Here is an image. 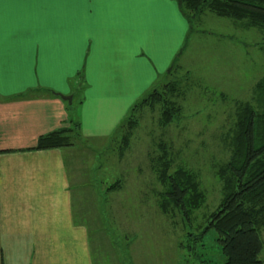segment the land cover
<instances>
[{
    "label": "crops",
    "instance_id": "crops-1",
    "mask_svg": "<svg viewBox=\"0 0 264 264\" xmlns=\"http://www.w3.org/2000/svg\"><path fill=\"white\" fill-rule=\"evenodd\" d=\"M188 29L177 0H0V264H96L70 147L33 146L72 124L63 94L83 135L111 134Z\"/></svg>",
    "mask_w": 264,
    "mask_h": 264
},
{
    "label": "rangeland",
    "instance_id": "rangeland-1",
    "mask_svg": "<svg viewBox=\"0 0 264 264\" xmlns=\"http://www.w3.org/2000/svg\"><path fill=\"white\" fill-rule=\"evenodd\" d=\"M193 26L172 73L169 66L140 97L178 78L180 119L164 124L160 105L144 106L134 115L129 145L122 144L125 124L108 135L76 138L66 151L76 219L88 225L96 264L225 263L215 229L198 241L188 232L205 228L224 195L218 168L230 157L237 114L246 101L264 102L256 87L264 77L262 34L210 8L194 16ZM179 164L198 174L206 195L189 220L160 201L167 188L161 172ZM260 256L264 264V246Z\"/></svg>",
    "mask_w": 264,
    "mask_h": 264
},
{
    "label": "trees",
    "instance_id": "trees-1",
    "mask_svg": "<svg viewBox=\"0 0 264 264\" xmlns=\"http://www.w3.org/2000/svg\"><path fill=\"white\" fill-rule=\"evenodd\" d=\"M177 1L180 11L189 22L183 46L189 31L194 27V16L210 8L220 15L232 17L235 22L245 23L246 27H258L262 34L261 48L264 50V0ZM180 54L181 51L172 60L169 74L174 70ZM172 80L155 85L132 105L118 124L121 127L128 124L125 133L122 134L123 145H129L131 128L137 123L134 115L144 106L149 105L155 109L160 105L161 121L164 124L182 117L183 107L176 98L184 92L180 89V80L178 78ZM256 87L260 92V100L264 101V77L256 83ZM80 102L81 99L69 101L68 107L74 110L71 125L40 134L33 147H72L76 138L83 140L87 137L81 131V120L76 113V105ZM260 105L262 107H259ZM260 105L256 106L246 101L237 114L235 131L229 137L232 146L230 157L218 168L223 180L224 195L215 210L210 213L205 228L199 233L188 232L191 236L195 234L197 240L204 238L210 228L215 229L216 238L225 256L224 264H259L262 261L260 255L264 246L261 236V227L264 225V102ZM196 174L183 164H179L174 171L168 172L164 169L161 172V178L167 185L160 199L165 210L173 205L181 210L186 220H189L191 213L205 202L206 195ZM115 185L116 183L113 186ZM186 246L190 250L194 247L188 241ZM193 251L197 257L200 256L197 250Z\"/></svg>",
    "mask_w": 264,
    "mask_h": 264
},
{
    "label": "water",
    "instance_id": "water-1",
    "mask_svg": "<svg viewBox=\"0 0 264 264\" xmlns=\"http://www.w3.org/2000/svg\"><path fill=\"white\" fill-rule=\"evenodd\" d=\"M64 98H68L70 101L72 100V96L71 95H65V94H63L62 95Z\"/></svg>",
    "mask_w": 264,
    "mask_h": 264
}]
</instances>
